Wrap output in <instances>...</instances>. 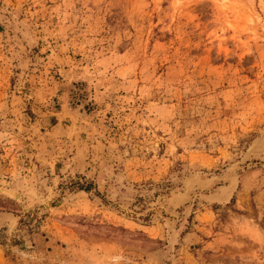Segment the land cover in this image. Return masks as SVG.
<instances>
[{
	"label": "rangeland",
	"instance_id": "obj_1",
	"mask_svg": "<svg viewBox=\"0 0 264 264\" xmlns=\"http://www.w3.org/2000/svg\"><path fill=\"white\" fill-rule=\"evenodd\" d=\"M0 264H264V0H0Z\"/></svg>",
	"mask_w": 264,
	"mask_h": 264
},
{
	"label": "trees",
	"instance_id": "obj_2",
	"mask_svg": "<svg viewBox=\"0 0 264 264\" xmlns=\"http://www.w3.org/2000/svg\"><path fill=\"white\" fill-rule=\"evenodd\" d=\"M83 190L88 191L87 188H85V189H83Z\"/></svg>",
	"mask_w": 264,
	"mask_h": 264
}]
</instances>
